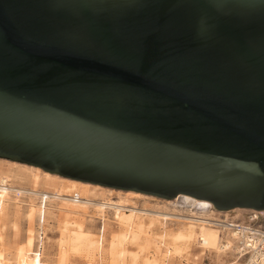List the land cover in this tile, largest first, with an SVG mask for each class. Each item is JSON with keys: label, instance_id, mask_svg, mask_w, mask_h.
Wrapping results in <instances>:
<instances>
[{"label": "water", "instance_id": "water-1", "mask_svg": "<svg viewBox=\"0 0 264 264\" xmlns=\"http://www.w3.org/2000/svg\"><path fill=\"white\" fill-rule=\"evenodd\" d=\"M0 158L264 210V0H0Z\"/></svg>", "mask_w": 264, "mask_h": 264}, {"label": "rangeland", "instance_id": "rangeland-1", "mask_svg": "<svg viewBox=\"0 0 264 264\" xmlns=\"http://www.w3.org/2000/svg\"><path fill=\"white\" fill-rule=\"evenodd\" d=\"M42 172L40 168L28 170L25 167H18L7 160L0 159V179L2 177L9 178L11 187L14 189L7 192L3 200L0 201V253L4 254L12 264L15 260L24 258L28 254L25 247L28 230L34 234V247L29 256H33L37 249L43 250L39 260L41 264H60L62 256L65 264H94L97 259V248H93L90 252L80 251L79 253H71L68 250L66 237L70 230L75 229L77 225L94 234L95 240L99 239L98 234L101 233V227L104 225L103 234L100 236L104 241L103 253L101 252L102 264H120L122 261L123 264H231L236 259L232 248L222 251L219 249V243H225L224 238L221 235H216L217 232L210 227L206 229L193 228L196 232L205 233L211 248H204L202 244L200 246L199 242L190 241L181 254L173 255L172 252L173 254L168 256L165 249L167 246L170 248L167 245L169 244L167 235L179 229L182 230L184 226L175 220H166L165 222L151 215L136 212L132 228L129 230V239L124 245L126 255L121 260L117 255L120 247H110V244L116 234L127 230V227L119 222L118 216L130 211L114 209L115 215H113V210L108 208L101 216L99 207L95 205L75 204L60 199L59 201L47 199L44 235L40 238L38 236V207L40 203L39 197L36 196L40 192H56L66 195L76 192L82 199L122 200L128 207H135L138 210L147 209L184 216L191 214L190 207L183 202L182 198L173 201V203H168L156 197L126 195L122 190L116 191L103 187L95 189L85 185L73 188L70 183L58 179L61 177L45 178ZM83 186L84 188H82ZM24 190L28 194H21V196L16 194V192ZM30 206L36 209H34L31 217L27 218L26 215ZM247 210L232 209L223 213L243 217ZM193 212L197 217L203 214L198 208H194ZM215 213V210L204 212L202 218L209 219Z\"/></svg>", "mask_w": 264, "mask_h": 264}, {"label": "bare ground", "instance_id": "bare-ground-1", "mask_svg": "<svg viewBox=\"0 0 264 264\" xmlns=\"http://www.w3.org/2000/svg\"><path fill=\"white\" fill-rule=\"evenodd\" d=\"M0 159H2V158H0ZM3 160H7V159H3ZM7 161H9L12 165H16L18 167H23V168L25 167L28 170H33L35 168L39 169V167H35L32 165H27V164L19 163L16 161H10V160H7ZM42 171H43L42 173H43L45 178L47 177V178H53L54 179V178H58V176H59V175L52 174V173H49V172L44 171V170H42ZM59 177H61V176H59ZM58 179L61 181H66V182L70 183L73 188H76L79 185H85L88 187H93L95 189L96 188L101 189V187H103V186H100L97 184L81 182V181H77V180H73V179H69V178H65V177H61ZM56 182H57V180H56ZM82 188H84V186ZM103 188H108V187H103ZM87 189H89V188H87ZM108 189L112 190V188H108ZM12 190H14V189L11 187L9 178L2 177L0 179V201L3 200V198L7 192L12 191ZM116 191H121V190H116ZM123 193L126 195L134 196V197H154V196L144 195V194L134 192V191H123ZM16 194L21 195V194H28V193L26 190H24L22 192L18 191V192H16ZM34 194H36V193L34 192ZM36 196L41 197L44 200L50 198V199L55 200V201H59V199H60L62 201L64 200V202L69 201V202H74L75 204L80 203L83 205H86V204L91 205V206L95 205V206L99 207V212H100L101 216L104 214L105 210L108 208L110 210L111 209L113 210V215H115L114 209L130 211L129 213H125V212L121 213L118 216L119 222L122 225L126 226L127 230L125 232H120V233L116 234V236L114 237V240L110 244V247H115V246L120 247L117 255L121 260H123L125 255H126L124 245L127 243L128 239H129V230L132 228V224L134 222L136 212L146 214V215H151L152 217L160 219V220L165 221V222H166V220H168V221L169 220H171V221L175 220L176 222L181 223V225L184 226V228L182 227L183 228L182 230L179 229L178 231H176L174 233L172 232V233L167 235V238L169 240V244H167V245H169L170 248L167 246V248H165V249L167 251L166 253H168V256H169V255H171L172 252L174 253V254L172 253L173 255L179 254V253L181 254V252H183L184 247L187 244H189L190 241L191 242L197 241L200 243V246L202 244L204 248H209V247L211 248V246L208 244V239H206L205 233L196 232L195 229H200V228L206 229V228L210 227L217 232L216 235H220L218 230L216 228L212 227V225L210 224V221L208 219L202 218L204 216V212L215 210L216 211L215 214H217V213L220 214L223 212L230 211V210H226V211L216 210L209 201L202 200V199H196V198H193V197H191L189 195H185V194L178 195L177 197H175L173 199H163V200L168 202V203H173V201H175L179 198H182L183 202L188 207H190L189 210L191 211V214L188 216L177 215V214H172V213L162 212V211H151V210H147V209H139L138 210L135 207H128V205L124 204V201H122V200H119V201H109V200L107 201L106 200V201H104L102 199L97 200L94 198H92V200H88L87 197H86L87 199H85V198L82 199V197L76 192H73L70 195H66V194H62V193L57 194L56 192H40ZM194 208L201 209V213L203 212V214H201L197 217L195 215V212H193ZM34 209H36V208H34L33 206H30L29 211L26 215L27 218L31 217L32 213L34 212ZM38 209H39L38 212L40 214L45 213L44 207L39 206ZM234 209H245V208H234ZM210 218L211 217H209V219ZM103 223H104V221H103ZM39 228L44 233V229H43L44 224H43V226H42V224H38V229ZM103 230H104V225L101 227V230H100L101 233L98 234L99 239L95 240L94 234H92L88 231H85L80 225L75 226V229L70 230L69 235L67 236L68 238L66 237L68 250L71 253H79L80 251L90 252L91 250H93V248H97L98 249V251L96 252L97 259H96L94 264H102L101 252L103 253L102 249H104L103 248L104 247V244H103L104 241L102 240V238L100 236H102ZM38 236H39V233H38ZM64 241H65V239H64ZM166 241H167V239H166ZM224 242L225 243H219V247H220L219 249L221 251L229 249L232 246L231 240L224 239ZM38 244H40V243H38ZM38 244H37V246H38ZM163 245H165V244H163ZM40 246L43 247V245H40ZM25 247H26L28 254L24 258L15 260L14 264H41L39 260L41 259L40 256L43 253V250L37 249L36 251H34L33 256H29L32 253V250L34 247V234L31 230H28L27 238L25 241ZM171 250H173V251H171ZM0 264H12V262H10V260L8 258H6L4 254L0 253ZM60 264H65V260H64L63 256L61 258ZM120 264H123V261ZM231 264H242V263L236 257V259L234 261H232Z\"/></svg>", "mask_w": 264, "mask_h": 264}, {"label": "built area", "instance_id": "built-area-1", "mask_svg": "<svg viewBox=\"0 0 264 264\" xmlns=\"http://www.w3.org/2000/svg\"><path fill=\"white\" fill-rule=\"evenodd\" d=\"M46 201L39 197L41 207L45 208ZM44 220L45 213H39L38 224H44ZM208 220L221 237L231 240V248L242 264H264V210L248 209L243 217L217 213ZM38 233L42 238L40 228Z\"/></svg>", "mask_w": 264, "mask_h": 264}]
</instances>
